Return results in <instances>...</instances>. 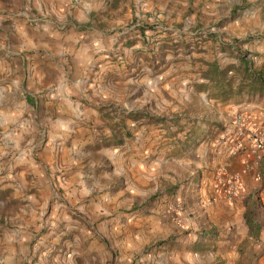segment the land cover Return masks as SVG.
<instances>
[{
	"label": "rangeland",
	"instance_id": "rangeland-1",
	"mask_svg": "<svg viewBox=\"0 0 264 264\" xmlns=\"http://www.w3.org/2000/svg\"><path fill=\"white\" fill-rule=\"evenodd\" d=\"M11 3L0 10V264H257L203 250L169 262L176 231L150 235L147 222L235 109L264 105L246 91L225 99L227 80L201 87L217 62L239 69L237 90L241 54L264 74V0Z\"/></svg>",
	"mask_w": 264,
	"mask_h": 264
},
{
	"label": "crops",
	"instance_id": "crops-1",
	"mask_svg": "<svg viewBox=\"0 0 264 264\" xmlns=\"http://www.w3.org/2000/svg\"><path fill=\"white\" fill-rule=\"evenodd\" d=\"M10 1L15 0H0V10H7L12 5ZM48 1L54 3L58 0ZM46 22L52 23V20ZM35 37V46L39 51L44 50L47 44ZM85 42L75 40L76 48ZM46 56H51V53L46 52ZM238 108L235 109L236 112L251 113L264 125V105L260 102L245 103ZM233 114L226 121L223 133L231 126ZM220 136L217 141L198 152L194 161V176L189 183L180 185L175 194L162 199L157 216L146 221L151 224V227L147 226L151 230L150 235H165L172 229L176 231L174 246L164 253L169 262H194L200 256L199 250H203V254L223 258L255 254L257 264H264V209L254 193L258 189V183L251 174L243 173L242 159L230 154L231 146L219 143ZM218 166L228 167L242 176L240 195L234 202L226 199V187L218 180ZM144 178L153 180L154 177L144 175ZM135 190L137 193V187ZM176 202L185 204L183 212L176 209ZM138 238L142 242L147 236L141 238L138 235Z\"/></svg>",
	"mask_w": 264,
	"mask_h": 264
},
{
	"label": "built area",
	"instance_id": "built-area-1",
	"mask_svg": "<svg viewBox=\"0 0 264 264\" xmlns=\"http://www.w3.org/2000/svg\"><path fill=\"white\" fill-rule=\"evenodd\" d=\"M219 143L231 146L230 154L243 161V173L257 181L255 198L264 209V125L251 113L237 111L231 126L220 136ZM218 180L226 187V199L234 202L240 195L242 176L228 167H217ZM178 209L181 203L178 204Z\"/></svg>",
	"mask_w": 264,
	"mask_h": 264
},
{
	"label": "trees",
	"instance_id": "trees-1",
	"mask_svg": "<svg viewBox=\"0 0 264 264\" xmlns=\"http://www.w3.org/2000/svg\"><path fill=\"white\" fill-rule=\"evenodd\" d=\"M240 61L244 69L242 70V80L241 83L238 84L237 90H233L232 80H234V76L228 77V73L233 71L237 73L239 69L230 67L229 69L223 70L217 62L209 64V69L204 73V78L208 81V84H202L201 87H208L209 83H216V86L222 89L224 85L221 83L227 80L228 82L226 85L231 88L226 92L225 99L232 97L234 93H241L243 91H246L249 97L264 96L263 72L255 68L254 62L248 58L246 54L240 55Z\"/></svg>",
	"mask_w": 264,
	"mask_h": 264
}]
</instances>
